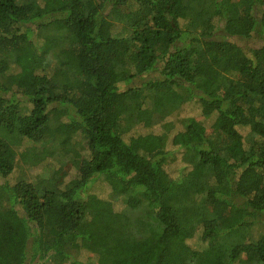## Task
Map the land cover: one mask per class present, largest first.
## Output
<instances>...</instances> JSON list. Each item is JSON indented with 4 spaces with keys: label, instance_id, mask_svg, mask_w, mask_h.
Returning a JSON list of instances; mask_svg holds the SVG:
<instances>
[{
    "label": "trees",
    "instance_id": "trees-1",
    "mask_svg": "<svg viewBox=\"0 0 264 264\" xmlns=\"http://www.w3.org/2000/svg\"><path fill=\"white\" fill-rule=\"evenodd\" d=\"M193 100L211 131L130 135ZM57 154L66 184L7 181ZM84 242L111 264H264V0H0V264H80Z\"/></svg>",
    "mask_w": 264,
    "mask_h": 264
},
{
    "label": "rangeland",
    "instance_id": "rangeland-1",
    "mask_svg": "<svg viewBox=\"0 0 264 264\" xmlns=\"http://www.w3.org/2000/svg\"><path fill=\"white\" fill-rule=\"evenodd\" d=\"M262 38V37H261ZM259 37H254L249 40H243L242 45L247 46L248 49L257 47L260 44ZM234 41V39H232ZM237 42L238 39H235ZM151 76H147L146 78L149 79ZM142 83L141 78L135 79L132 83H130L129 87H135ZM194 117L197 120L203 122L208 131H211L210 125L212 120H207L201 114L199 104L197 100L190 101L184 104L177 112H175L170 117L166 118L163 122L154 125V127L147 129L139 125L134 129L130 135H137V134H163L166 133L170 135L172 138L176 133L183 130L182 120L185 118ZM167 124L168 130L165 129V125ZM173 126V128H171ZM58 132L62 135V141L60 145L63 147H75L81 150L83 147V141L79 134V130L76 127L68 128L66 125L58 129ZM242 134L247 135L248 130H241ZM57 144V143H55ZM59 144V143H58ZM56 147V145H54ZM172 149L169 145L168 149ZM17 152L21 155L23 152L28 151L29 149H33V145L28 143V141L23 140L20 146H16ZM55 149V148H54ZM84 152V151H83ZM86 153V152H84ZM61 154H57L54 157L47 158V160L43 161L42 163L35 165V166H28L26 163L23 162V159L20 158L18 160V165L13 172V174L7 179L9 184L14 185L19 180H26V181H34L40 175H45L49 172L50 169H53V176L54 181L57 184H66L70 180L74 178L77 174V170L73 167L74 163L69 162L64 159H60ZM88 155V153H87ZM180 155H177V158ZM58 158V160H56ZM174 159V156L172 157ZM171 159V160H172ZM171 161L169 165L166 166L168 173L172 176H177L179 170L183 167V164L180 160ZM52 167V168H51ZM89 194H97L102 199H109L110 200V189L107 187L105 182L102 180L97 181L88 189ZM112 201V200H111ZM114 208L116 210H120L122 206L120 204H115ZM260 231L258 230L256 234ZM157 250L155 243H150L149 241L142 246L136 245L135 242H131L130 246L127 247V252L125 253V257L128 261H138L143 262L146 261L147 258L151 257L152 253ZM110 254L116 253H102L100 252V248L96 245H93L91 242H84V250L81 251V254L78 256L77 262L80 264H111L112 256Z\"/></svg>",
    "mask_w": 264,
    "mask_h": 264
}]
</instances>
